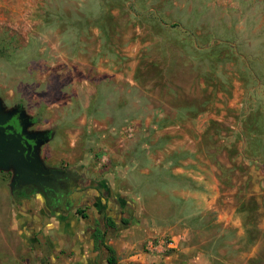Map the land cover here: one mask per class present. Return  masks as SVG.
Masks as SVG:
<instances>
[{"label": "rangeland", "instance_id": "rangeland-1", "mask_svg": "<svg viewBox=\"0 0 264 264\" xmlns=\"http://www.w3.org/2000/svg\"><path fill=\"white\" fill-rule=\"evenodd\" d=\"M0 100L46 134L52 161L94 178L166 130L221 169L203 244L181 255L175 237L165 256L147 248L172 234L133 228L117 264H264V0H0ZM7 172L0 264H52L25 251Z\"/></svg>", "mask_w": 264, "mask_h": 264}, {"label": "crops", "instance_id": "crops-1", "mask_svg": "<svg viewBox=\"0 0 264 264\" xmlns=\"http://www.w3.org/2000/svg\"><path fill=\"white\" fill-rule=\"evenodd\" d=\"M165 134L150 136L149 144L140 146L138 152L117 156L113 167L98 178L90 176L83 163L76 165L92 187L78 194L80 215L51 217L37 205L31 211L30 205L19 207L16 225L21 228L25 251L37 257V262L44 254L52 264H68L72 259L75 264H97L101 254L110 256L107 248L114 258L123 247L133 249L134 245L122 244V237L133 228L172 234L185 245L178 251L181 255L193 252L186 243L192 237L203 244L205 229L220 225V203L225 197L221 169L200 167L194 161L196 153L184 150L183 141L173 148L177 137L172 131ZM96 220L102 227L103 245L87 235L94 231ZM64 252L72 257L66 262L60 256Z\"/></svg>", "mask_w": 264, "mask_h": 264}, {"label": "flooded vegetation", "instance_id": "flooded-vegetation-1", "mask_svg": "<svg viewBox=\"0 0 264 264\" xmlns=\"http://www.w3.org/2000/svg\"><path fill=\"white\" fill-rule=\"evenodd\" d=\"M18 116L19 114L17 113L2 126L5 128L4 133L6 135L13 134L15 137H18L25 149L24 159L27 160V158L37 155L42 168L38 183H14L12 190L14 205L18 209L22 205H30V211L33 209V206L37 205L41 208V212L51 217H54L57 213L67 216L71 212L80 215L78 209L81 203L78 194L92 189L90 187L91 183L86 182L85 176L82 175L85 173L78 172V169L75 168L76 165L72 166L52 161L50 154L45 149L48 140L46 134L35 128L26 127L22 129ZM33 129L35 130L33 131ZM7 175L12 177V172L8 171ZM29 213H32L34 216L37 214V212ZM87 235L93 240L96 239V243L103 245L101 239L102 227L99 220H96L94 223V231L92 233L87 232ZM100 257V264H102V261L105 264H109V256L106 257V255L101 254Z\"/></svg>", "mask_w": 264, "mask_h": 264}, {"label": "water", "instance_id": "water-1", "mask_svg": "<svg viewBox=\"0 0 264 264\" xmlns=\"http://www.w3.org/2000/svg\"><path fill=\"white\" fill-rule=\"evenodd\" d=\"M19 113L18 119L22 129L28 126L23 113L16 108L5 111L0 100V170L11 171L13 173L12 183L21 182L23 184H35L40 180L41 163L37 155L24 159V147L15 135H6L2 126L13 116ZM11 129L10 127H7Z\"/></svg>", "mask_w": 264, "mask_h": 264}, {"label": "built area", "instance_id": "built-area-1", "mask_svg": "<svg viewBox=\"0 0 264 264\" xmlns=\"http://www.w3.org/2000/svg\"><path fill=\"white\" fill-rule=\"evenodd\" d=\"M125 132L129 133V135H132L133 134V129L131 127H128V128L125 129ZM178 242H179L178 239L169 238L167 240L160 241L157 244L156 247H153L152 243H149L147 249L148 250L154 249L157 252H162V253L166 254L165 256H167L168 252L171 253V252L175 251L178 248ZM158 249H159V251H158Z\"/></svg>", "mask_w": 264, "mask_h": 264}, {"label": "trees", "instance_id": "trees-1", "mask_svg": "<svg viewBox=\"0 0 264 264\" xmlns=\"http://www.w3.org/2000/svg\"><path fill=\"white\" fill-rule=\"evenodd\" d=\"M107 252L109 253V260H108V263L109 264H116V259L113 257V251L111 249H108L107 248ZM167 254H170V252H168Z\"/></svg>", "mask_w": 264, "mask_h": 264}]
</instances>
